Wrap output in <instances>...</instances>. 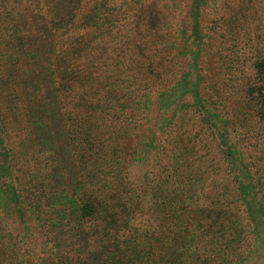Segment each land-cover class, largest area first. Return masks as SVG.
Masks as SVG:
<instances>
[{"label":"trees","instance_id":"obj_1","mask_svg":"<svg viewBox=\"0 0 264 264\" xmlns=\"http://www.w3.org/2000/svg\"><path fill=\"white\" fill-rule=\"evenodd\" d=\"M159 1L8 0L11 9L0 12V54L14 55L0 62V264L264 261L263 214L250 237L239 238L242 230L217 206L190 212L185 201L194 193L184 172L187 143L194 144L183 130L187 114H204L197 126L218 142L217 158L228 167L238 161L226 121L218 122L226 106L220 111L208 54L216 37L204 33L202 19L218 4L192 0L187 24L154 7ZM24 49L45 72L48 95L33 99ZM4 92L21 119L15 140L6 137ZM133 165L143 176L131 178ZM137 217L147 230L121 235ZM35 232L41 256L33 263L19 246ZM215 239L219 252L198 256Z\"/></svg>","mask_w":264,"mask_h":264},{"label":"rangeland","instance_id":"obj_2","mask_svg":"<svg viewBox=\"0 0 264 264\" xmlns=\"http://www.w3.org/2000/svg\"><path fill=\"white\" fill-rule=\"evenodd\" d=\"M215 1L218 7H207L203 10L202 19L209 25L204 33L208 32L210 36L214 34L216 37L208 54L216 64V78L220 80V88H222L217 99L220 111L226 106L223 116L219 115L218 122L226 121L228 132L225 135L228 141L235 145L236 161L237 158L238 161L235 167H228L221 158H217L215 153L219 152L218 142L212 140L213 137L205 128L197 126V119L200 121L204 114L199 113L196 116L187 114L183 130L186 138L193 139L196 146L190 140L187 143L188 168L184 172L188 178L185 182L191 180L192 185L188 184L186 188L189 187L194 193L188 194L185 201L190 207V212L217 206L220 212L235 221L236 227L242 230L238 233L239 238L244 235L249 238L253 230L252 223L255 226L253 221H258L260 214L264 215V122L260 120L264 117V109H262L264 68H260V65L264 64V0ZM191 2L192 0H161L154 7L164 9V14L172 16L177 23L178 17L186 16V8ZM7 4L8 0H0L1 13L11 9L5 7ZM16 8L20 12L19 7ZM185 19L187 24H190L187 16ZM29 45L33 47L30 43ZM22 57L21 62L25 65L26 73L30 78V92L33 99L40 97L42 93L48 95V80L42 79V74L44 75L45 72L37 68L34 54L30 53V50H25L22 52ZM13 58L12 52L0 54L2 63L11 62ZM208 63L205 62V65ZM156 71L161 69L157 67ZM174 72L176 73L177 70L175 69ZM244 87L248 91L258 90L260 87L263 90L261 93L256 91L255 95L246 98ZM1 97L2 111L8 128L6 137L15 140L21 134L19 131L21 119L17 118L16 109L8 107L7 94L4 92ZM245 100L258 110L247 108L248 104L244 103ZM208 111L215 112L211 108ZM141 170L142 168H137L136 165L131 166L129 169L131 178L143 176ZM134 184L133 182V187ZM147 205L148 203H143L144 207ZM193 208L196 210L192 211ZM5 215L6 211L0 207V216ZM146 225H148L146 219L137 217L132 228H124L125 230L123 229L120 234L131 236L139 227L147 230ZM262 229L264 230V226ZM209 239L210 237H207L205 241ZM218 246L219 241L215 239L212 245L210 244L211 249L202 253L198 250L196 253L198 256L213 257L216 251L219 252L218 248L214 251ZM4 247L0 245V254L4 251ZM19 247L21 253L25 255V260L33 258L34 263L41 256V240L36 232L29 238L26 247L23 244ZM25 249H28V254ZM259 263L264 264V261H260L256 256L249 264Z\"/></svg>","mask_w":264,"mask_h":264}]
</instances>
